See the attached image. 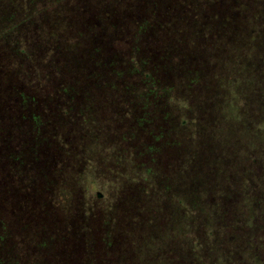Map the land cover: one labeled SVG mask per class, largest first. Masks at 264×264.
<instances>
[{
	"label": "rangeland",
	"instance_id": "rangeland-1",
	"mask_svg": "<svg viewBox=\"0 0 264 264\" xmlns=\"http://www.w3.org/2000/svg\"><path fill=\"white\" fill-rule=\"evenodd\" d=\"M57 2L58 16L69 18L80 35L39 32L31 36V29L23 28L24 43L43 45L46 51L54 43L68 47L75 42L73 62V51L45 55L27 48L18 59L0 44V71L4 70L0 104L11 113L18 107L6 93L11 86L7 81L30 94L45 93L53 77L47 62L62 54L63 70L75 69L79 89L85 77L91 78L86 89L97 108L85 120L96 127L92 131L100 144L108 147L97 156L99 163L86 166L82 173L74 155L63 151L48 155H52L49 165L56 167L51 169H57L55 176L65 186L64 194L55 189V202L49 207L34 201L39 194L28 175L17 181L16 175L1 173L0 198L4 193L10 198L4 197L0 204L2 222L9 220L12 226L27 215L29 238L47 246L51 240L43 234L54 233L55 242L47 252L52 264L66 259H74L73 264H111L107 260L113 262L123 254V264H264V0ZM18 8L0 3V25L7 26ZM103 15L108 19L103 20ZM149 45L173 60L172 69L159 82L161 88L169 86L170 96L159 106L153 105L150 95L140 97L144 91L139 86L145 83L141 72L137 75L132 68V58H140ZM19 61L28 65L16 66ZM117 64L123 81L111 76L102 79L111 68L120 72L113 67ZM111 81L119 86H105ZM140 102L144 107L138 109ZM143 112L149 113L153 128L157 124L165 128L168 121L181 127L183 118L185 124L191 122L179 130L183 141L179 150H169L170 155L157 152L162 162L155 178V151L145 162L149 173L140 168V155L132 151L125 155L128 145L122 149L116 145L131 117L140 118ZM60 125L56 123L64 135L66 127ZM170 138L166 143L176 147L178 136ZM136 140L151 141L147 134ZM83 142L87 141L79 139L70 147L81 153ZM147 196L155 197L153 204ZM82 207L87 208L86 215H78ZM14 214L17 218H11ZM150 217L153 223L146 220ZM90 238L91 243L85 242ZM32 249L36 250L33 245ZM32 249L29 258L36 256Z\"/></svg>",
	"mask_w": 264,
	"mask_h": 264
},
{
	"label": "trees",
	"instance_id": "trees-1",
	"mask_svg": "<svg viewBox=\"0 0 264 264\" xmlns=\"http://www.w3.org/2000/svg\"><path fill=\"white\" fill-rule=\"evenodd\" d=\"M23 1L24 3L22 6H19L17 4L19 0H0V3L2 4L17 5L19 7L15 15L10 17L11 21L8 20L7 26L0 25V44L10 50L18 59L23 58V55L26 54L27 48L30 49V51L45 52V55L53 52H65L64 50L73 51L70 55L73 62V58H75L74 54H76L77 49V43L75 42L68 47L65 45L58 46L54 43L51 46H46V51L43 49V45H39L34 42L30 44L24 43V36L22 35L23 28H30L31 36L37 35L39 32L49 33V35L53 36L58 35L59 33L80 35V29L76 28V26L70 22L69 18L63 19L58 16L59 12L57 13V0ZM36 1H38V3ZM22 10L23 12L21 13ZM38 16L39 18H37ZM102 17L100 18L106 20L109 16L103 15ZM145 31L146 29L143 27L141 33L139 34L141 38L144 37ZM28 41L29 39L27 38V43ZM61 55H55V57L50 58L47 62V66L53 74V77H51L48 81V87L45 93H42L41 96H38L37 93L30 94L28 91L21 88V86H13L11 82L7 81V83L11 84V86L6 93L9 94L10 97H14L16 101L15 105L18 107L15 109V112L11 113L8 109H3L0 104V109L6 110H0V123L4 122L8 125L7 127L0 126V174L9 173L11 175H16L14 178H17V181H22L23 179L20 178L24 177V175H28V179H30L29 181L33 185H36V193L39 194L34 201H37L36 203L40 204L42 207H49L52 202H55L56 188H60L63 194L65 193V190L63 189L65 187L63 185L64 181L55 176L57 169L51 168L56 167L50 166L48 163V158L50 160L52 158V155L48 156L51 152H53L54 155H58V152L62 153V151L65 154L70 153L74 155L77 166H79L78 173H82L86 169V166L94 167V163H99L100 157L97 156H101L102 150L108 147V145L102 146L100 144L98 135L92 131L96 127H93L91 124L92 122L85 120V117L87 115H91L93 110L97 108L92 101L90 89H86L89 86L88 83L91 81V78L85 77L84 80L79 83L81 85L79 89L78 75L75 69H72L70 72H65L60 62ZM171 58L172 55H158L154 45H149L144 52L142 51L140 58H132L134 62L132 63V68L134 69L133 73L138 75L141 72L145 83L143 86H139V89L144 91V93L141 92L140 97L145 98L149 95L152 96L154 106H159L163 99L170 96L169 86L166 88L163 86L161 88L159 86V82L161 81L162 76L167 74L166 70L169 71L172 69L173 66L171 63L173 60ZM15 64L16 66L28 65V63L24 61H19ZM117 65L113 67H117L121 73L113 71L111 68V71L109 70V72L102 74V79H104V77L110 78L111 76L119 82L123 81V70L119 64ZM32 66L33 64L28 67ZM28 71H30V68H28ZM97 72H100V70H96V73ZM0 73L4 74V70L0 71ZM111 74L117 75L118 77L115 78ZM115 84L111 81L110 84L105 86L110 89H115L116 85L119 86L118 84ZM77 97L81 98L83 102L81 101L78 103ZM140 103L141 105L139 108L137 105L135 109L144 107L143 102ZM142 117H131L128 121L129 124L123 129V134H118L119 143L116 145L119 149H122L125 144L128 145V148L124 153L125 155L128 154V151H132L140 155L141 159H137V162L142 170L149 173V169H145V162H147V158L150 157L151 153L155 151V163L157 166V172L154 176L155 178L158 176L157 174H159L162 162L159 158V153L162 155H170L169 150H173L174 148L179 150L180 147L183 146V141L180 140L179 130L186 129L187 125L191 122L189 121L188 124H185L186 120L183 118L180 121L182 124H179L182 128L177 125L172 126L171 123H168L169 121L166 123L168 126L165 128H162L159 124L155 125V128H153V120L149 117V113L143 112ZM56 123H60L62 124L60 126L66 127L67 131L64 135H61L59 127L57 128ZM89 126H92V128H88ZM144 126L147 127V129H144ZM88 134H91V138ZM144 134L149 135L151 141L136 140L141 135L144 137ZM170 135L178 136L176 147L168 146L166 143L171 140ZM120 136H123V140L119 138ZM79 139H85L87 141L81 143L83 146V148H80L79 150L81 153H78L75 147H70L72 142ZM113 143L114 142H112V144ZM4 144L6 145L3 146ZM56 144L59 145L60 148H58ZM153 145H155V149L152 150ZM55 147L57 149H54ZM158 151L161 152L157 154ZM124 154L122 155L124 156ZM52 173L54 174L53 176L51 175ZM154 196L152 199L147 196L148 201L151 202V204L155 201ZM4 197L5 200H10V198L8 199V195L6 193H4ZM4 197L1 196L0 204L4 201ZM6 204L10 203L7 202ZM21 206L24 208L23 204H21ZM152 207L154 208V205H152ZM68 209H72V207L67 208L66 210ZM78 211V215L88 213L86 207H82ZM1 216L2 214L0 212V264L53 263V258H51L52 256H50L47 252L50 250V245L55 242L54 240L56 236L54 233H51L50 230H48L43 234V236H49L47 238L51 240L50 244L47 246L40 240L29 238L27 231V215L23 216L25 218L23 220L14 221L15 225L12 226L8 224L10 222L9 220H5L6 223L4 221L2 222L3 218H1ZM14 217L17 218V215L14 214L11 218ZM91 217L96 218L90 216V218ZM146 220H149V223H153L152 217ZM22 222L25 224L21 225ZM16 224L17 226H21L18 228ZM90 229V232L94 231V229ZM109 229L112 230L111 227ZM89 233L85 235H88ZM110 233V230L104 233V240H106ZM9 238H11L12 242ZM61 238L67 239V236L62 235ZM94 239L95 243L100 242L99 238ZM7 242H10L8 246L9 248L6 246L8 245ZM85 242L91 243V238L87 239ZM32 245L36 248V250L32 249ZM31 249L33 252L35 251L36 256L29 258L27 257V252L31 251ZM25 252L26 257H24ZM110 254H104L103 256L108 258L111 256ZM124 257H126V254L117 255V257H115L117 259L114 258L113 262H111L112 260H105L111 264H120L122 261L121 264H123ZM50 259L52 260L50 261ZM59 262L62 264H73L74 259L72 261L69 259L62 261L59 260ZM59 262L56 264H60Z\"/></svg>",
	"mask_w": 264,
	"mask_h": 264
}]
</instances>
